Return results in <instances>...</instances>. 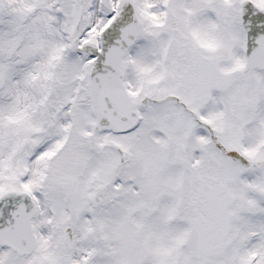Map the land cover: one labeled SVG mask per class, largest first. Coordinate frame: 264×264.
<instances>
[{
    "label": "snow or ice",
    "instance_id": "1",
    "mask_svg": "<svg viewBox=\"0 0 264 264\" xmlns=\"http://www.w3.org/2000/svg\"><path fill=\"white\" fill-rule=\"evenodd\" d=\"M0 264H264V0H0Z\"/></svg>",
    "mask_w": 264,
    "mask_h": 264
}]
</instances>
